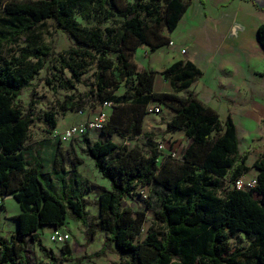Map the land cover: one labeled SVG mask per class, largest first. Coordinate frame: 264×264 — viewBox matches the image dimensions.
I'll return each mask as SVG.
<instances>
[{
	"label": "trees",
	"instance_id": "obj_1",
	"mask_svg": "<svg viewBox=\"0 0 264 264\" xmlns=\"http://www.w3.org/2000/svg\"><path fill=\"white\" fill-rule=\"evenodd\" d=\"M185 9L182 0H10L4 4L6 37H16L51 18L72 45L56 53L46 43L28 40L0 57V199L12 195L19 206L13 216L16 230L8 238L0 232V264H41L32 263L27 255L28 239L50 264H61L71 255L70 247L61 245V257H55L42 244L40 231L44 226L63 227L67 217L82 225L85 245L96 232L106 233L98 251L75 257L74 264L108 252L130 255L127 264H264V151L247 166L246 154H239L231 114L221 120L193 92L179 94L201 76L192 62L178 60L162 70L172 91L157 92L153 89L157 72L139 68L132 59L142 44L151 51L167 45L163 28L173 31ZM256 37L264 51V24L257 27ZM91 68L90 88L56 100L58 111H85L111 101L101 130L123 139L143 134L148 105L156 102L173 112L164 123L165 132L180 130L189 140L181 160L166 157L162 161L154 149L145 153L137 145H119L111 139L87 145L95 168L110 185L97 192L99 216L95 219L88 218L85 208L88 180L78 178L76 165L71 167L76 195H57L40 178L41 163L29 165L25 146L35 120V77L48 71L50 76L43 78L46 85L53 90H74ZM120 86L125 90L117 95ZM26 90L27 105H18ZM55 113L42 115L50 129L57 125ZM251 169L256 171L254 187L231 188L222 196L217 193L223 180L232 181ZM53 171L62 182L66 171L59 142L54 145ZM137 185L152 186L155 198V208L149 202L146 206L154 212L155 224L142 238L145 210L122 206V199ZM4 210L0 202V214ZM236 233L250 240L245 250L231 249L230 239Z\"/></svg>",
	"mask_w": 264,
	"mask_h": 264
},
{
	"label": "rangeland",
	"instance_id": "obj_2",
	"mask_svg": "<svg viewBox=\"0 0 264 264\" xmlns=\"http://www.w3.org/2000/svg\"><path fill=\"white\" fill-rule=\"evenodd\" d=\"M9 1L10 0H0V57H7L12 53V49L16 48L18 45L24 44L28 40L46 43L50 45L56 53L62 52L72 45L71 38L62 30L58 29L51 18L43 20L41 23L36 24L16 37H6V32L9 30L7 28L8 18L3 12V6ZM128 1L132 2L133 0ZM76 18L81 24L86 25V22L83 21L79 16H76ZM250 18L251 17L249 16L248 20ZM145 20L147 22H151V19L149 18H145ZM163 31H166V28H163ZM168 34L170 36L173 33L169 32ZM92 72L93 68L84 73L81 77V82L75 85L74 90H64L61 88L53 90L51 87L46 85L43 78L45 76H50V72L48 71H41L35 77L33 82L36 84V103L32 110L35 120L32 124V128L28 135L25 146L27 147L26 158L29 165L34 166L36 165L37 161L41 163L42 177L40 178L42 180L44 179L46 182H49L50 187L57 195L63 197L76 195L78 186L74 180L73 174L71 173V167L74 164L76 165L78 178H84L88 180V184L84 191L85 208L88 211V218L95 219L99 216L97 192L100 190L109 189L110 185L109 181L105 179L95 168L93 159L86 152V146L92 144L96 140L105 141L107 139H111L117 144L122 145L124 144V140L118 134H113L109 137L104 131L96 129L88 131L83 135L74 136L70 140L63 142L60 140L61 133L69 125L78 123L82 119L85 120L90 118L93 113L99 110V106L95 105L94 107L87 108L85 111H83L84 113L86 112V114L79 118L78 116L74 115V112H60L56 107V100H61L64 95L70 94L73 91L77 93H83L85 90L90 88V85L93 81L91 75ZM64 76L68 77V73L66 71L64 72ZM203 80H205V78H203ZM259 81L260 83L257 86V92L243 93L240 95V103L243 105V107L249 105V107H251L253 110H251L247 116L239 115L236 112L234 119L237 127V136L241 146L244 145L246 141H249V139L253 138L251 142L245 145L244 150L243 147H241V154H250L254 152L253 155L257 156L255 160L260 156V154L256 155L255 149L262 147V150L264 151V137L260 139L254 138L259 134L260 127L264 129V78H260ZM179 94L183 95L182 92ZM218 99L220 98H217L216 100ZM28 101L29 92L26 90L17 100V104L26 106ZM236 101H238V98ZM235 105L238 106V102ZM255 105H257V109L263 111V113L255 109ZM154 106L159 107L157 104H152L147 108L143 128L144 137L146 136L145 134H150L151 136L145 139H139L136 142L129 141L128 145H137L143 152L149 153L152 149H154V145L151 144H154L153 140H160L163 142L167 141V143L170 145L176 141H179L182 145V148H178V152H182L184 146L186 145L183 132H180L179 134L173 131L165 132L164 123L166 119H169L170 114L164 112L154 113L152 109ZM227 107H230V104L226 101H222L218 103V106H216V111L221 120H224L225 118ZM148 109H152V111H148ZM45 112H56L55 118L57 125L54 129H50L48 124L42 119V115ZM123 130V132H125L126 128L124 127ZM57 142H59L64 152V169L66 173L62 182H60L55 177L56 173L53 171L54 145ZM79 162L81 163L79 164ZM255 173L256 171L251 169L246 174L255 175ZM13 182H17L16 176L13 177ZM142 188L144 189V193L147 195V198H145L143 193H141ZM152 189L153 187L149 185L144 187L137 185L131 194L126 195L122 199V206L131 207L133 210H145V221L142 225L141 238L146 234L148 227L155 224L153 220L154 212L146 209L148 202L150 203V207L155 208V198ZM229 189H231V187L225 179L221 183L217 193L222 196ZM0 202H4L5 206V210L0 214V230L10 233L14 228L12 216L19 212V206L12 195L6 196L4 200L1 198ZM63 228L65 231L69 232L71 236L70 243L72 244V259L83 255L84 253L91 254L98 251L102 246L106 236V233L103 231H98L94 236V240L88 243V245H85L83 227L79 222L67 217ZM50 231L51 230H48L47 228L41 229L40 237L42 244L47 249H51L52 251L59 253L61 245L50 241ZM28 241L27 248L30 260L45 264L42 262V259H48L43 257L42 253L38 250L36 244L31 239H28ZM249 244L250 240L242 233H236L230 239V246L232 250H245ZM129 260L130 255L128 254L108 252L105 256L94 258L91 261L84 260L80 264H123L124 262L127 264ZM50 262L51 261L48 260V263L46 264H50ZM65 264L74 263L71 261L66 262Z\"/></svg>",
	"mask_w": 264,
	"mask_h": 264
},
{
	"label": "crops",
	"instance_id": "obj_3",
	"mask_svg": "<svg viewBox=\"0 0 264 264\" xmlns=\"http://www.w3.org/2000/svg\"><path fill=\"white\" fill-rule=\"evenodd\" d=\"M182 1L186 4V9L175 29L173 31L167 29L163 31L168 37V44L154 51H151L145 44L140 45L133 54V62L139 68L151 69L157 72L153 81V89L157 92L172 91L169 81L164 79L160 73L162 70L178 60L192 62L201 70V76L195 79L186 90L181 91L182 94L193 92L204 104L215 110L218 103L228 102L230 107H227L225 118L230 113L235 123L236 112L239 115L247 116L253 110L249 105L243 107L240 103V95L257 92L259 79L264 78V51L257 42L256 37L257 27L264 24V0ZM249 16L252 19L248 20ZM169 32L174 35L169 36ZM183 50L184 52H182ZM124 90L125 87L120 86L115 93L119 95ZM217 98L220 99L216 100ZM237 98L238 101H236ZM237 102L238 106L235 105ZM152 104L159 105L160 112L169 113V118L173 115L169 108L156 102H151L148 107ZM255 106V109H257V105ZM257 110L263 113V111ZM85 114L86 112L81 115L74 112V115L78 118L83 117ZM145 117L142 121V133ZM259 130V134L254 137L256 139L264 137V129L260 127ZM173 132L179 134L182 131ZM252 139L246 141L242 146L239 143V154H241V147L244 150L245 145L251 142ZM184 140L186 145L183 150L189 143L185 135ZM173 146L177 149L182 148L179 141L174 142ZM262 151V147L255 149L256 155H261ZM253 153L246 154L245 164L247 166H251L257 157ZM5 197H3V200ZM12 220L14 228L10 233L16 230V221ZM63 227L44 226L42 229L47 228L52 232L54 229L64 230ZM0 232L1 235L7 238L10 235L7 231L0 230ZM66 244L70 247L72 255L70 240ZM52 253L55 257H61L60 251L59 253L52 251ZM71 255H68L67 259L61 264L73 261L74 258L72 259ZM42 262L46 264L48 260L42 259Z\"/></svg>",
	"mask_w": 264,
	"mask_h": 264
},
{
	"label": "built area",
	"instance_id": "obj_4",
	"mask_svg": "<svg viewBox=\"0 0 264 264\" xmlns=\"http://www.w3.org/2000/svg\"><path fill=\"white\" fill-rule=\"evenodd\" d=\"M171 43V42H170ZM184 52V50L182 51ZM111 101H104L99 105V110L91 115L90 118L85 119L81 122L69 125L60 135V140L65 142L70 140L72 137L77 135L86 134L91 130H101L107 121L108 110L111 106ZM153 112L160 113V107L154 106ZM152 109H148V111H152ZM77 114L81 115L83 111H77ZM147 138L144 137V134L136 135L133 138H123L124 145H128L129 141L136 142L139 139ZM154 142V150L158 153L159 161H162L166 157L173 158L175 160L182 159V152H178V149L173 146V144L167 143V141L163 142L160 140H153ZM129 146V145H128ZM228 184L231 188L235 189H250L257 184V179L255 175H247L243 174L238 176L237 178L229 181ZM141 193L143 196L147 198V195L144 193V189H141ZM49 239L53 243L63 245L71 239L70 233L65 230L54 229L49 234Z\"/></svg>",
	"mask_w": 264,
	"mask_h": 264
}]
</instances>
